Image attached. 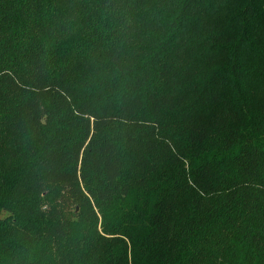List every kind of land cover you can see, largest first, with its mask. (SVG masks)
<instances>
[{"label":"trees","instance_id":"obj_1","mask_svg":"<svg viewBox=\"0 0 264 264\" xmlns=\"http://www.w3.org/2000/svg\"><path fill=\"white\" fill-rule=\"evenodd\" d=\"M0 264H264V0H0Z\"/></svg>","mask_w":264,"mask_h":264},{"label":"rangeland","instance_id":"obj_2","mask_svg":"<svg viewBox=\"0 0 264 264\" xmlns=\"http://www.w3.org/2000/svg\"><path fill=\"white\" fill-rule=\"evenodd\" d=\"M75 210V209H74ZM77 211H78V209H77ZM76 210H75V212H77Z\"/></svg>","mask_w":264,"mask_h":264}]
</instances>
